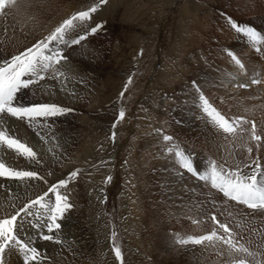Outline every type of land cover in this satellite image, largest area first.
<instances>
[{
	"label": "bare ground",
	"instance_id": "bare-ground-1",
	"mask_svg": "<svg viewBox=\"0 0 264 264\" xmlns=\"http://www.w3.org/2000/svg\"><path fill=\"white\" fill-rule=\"evenodd\" d=\"M27 1L16 0L14 5L10 4L3 13H0V53L2 54L8 56L18 54L30 46L32 40L26 39L31 31H34V33L41 32V29L49 28L53 23L48 20V15L59 10L58 3L65 0H42L43 8L38 9V12L30 9ZM261 1L264 3V0ZM249 4L255 5L257 9L260 2L254 0ZM189 7L186 4L184 9L188 12ZM5 19L7 20L4 21ZM254 20L258 21L260 30L264 33V14ZM206 27H203V31L195 32V36L197 35L195 39H198L195 41L196 45L202 46L200 50H195L193 55L191 54L192 56L195 55L194 57L198 60L195 71H193L194 76L191 75V77L190 74L183 73V75H186L185 78L178 83L179 86L175 89L174 87L173 89L168 88L169 91L163 96L162 103L165 110L163 114L166 115L165 118L168 116L162 127L164 134L171 135L174 139L176 138L175 134H178L180 138L177 137L178 142L175 139L177 143L181 146L186 145L188 149H194L195 160L201 169L207 165L208 157L215 158L227 155L231 150V141H226L218 136L205 122L203 114L197 106V93L192 87L193 80L200 85L204 95L222 112L230 116H244L249 120H254L258 132L264 129V52L257 53L254 51L246 38L238 36L228 25L223 26L225 29L222 28L223 32L219 34L215 33L214 26L207 24ZM44 33L40 34L43 35ZM207 34L211 37L212 45H210L215 49L210 59L206 57L207 47H211L208 46L210 42L202 44L199 40L202 37L203 39L206 38ZM34 36L33 39L36 38ZM212 38L215 41H212ZM225 47L230 48V51L235 52L242 58V62L245 64L244 71H240L238 66L234 64L227 54L228 51L223 52ZM69 51L72 52L69 57L70 63L65 65L68 80L46 78L41 81L45 91L41 92V90L36 89V95L32 96L29 93L28 98L43 102H55L65 107H77L78 109L98 102L96 101L97 93L91 87V78L82 69L83 65L86 64L85 60L90 59V57H87V53H84L85 50L83 51L79 46H72ZM194 57L193 59H195ZM190 61L192 62V60ZM182 69L184 70V67ZM253 79H260L262 82L252 84ZM239 84H248L249 86L238 87ZM74 116L68 113L57 118L55 126L46 141L41 140L32 128L27 127L25 122L15 118H7L6 123H0V128H6L10 135H16L17 138L32 147L37 152L40 161L39 163L29 161L13 150H9L6 146H0V159L9 167L44 174L46 176L44 181H47L45 183L41 180H30L27 184H22L16 180L0 177V218H3L4 214H14L13 204L15 207H19L26 202V200L18 197L25 195L29 185L32 186L29 198L34 199L36 195H42L46 192L54 182L52 176L54 169L64 172L70 170L73 166L72 162L69 161V156L73 157L76 154L79 160L83 158V155L89 149L88 144L90 142L81 146L78 136L72 133L73 127H71V124ZM169 128L174 131L170 132L171 129ZM139 132L142 135H148L143 128L139 129ZM41 134L43 135V132ZM151 135L154 143L152 145L145 144V148L141 153L144 158L137 159L139 167H143L142 171L144 173L142 176L149 178L150 185L148 187L143 185L135 187L136 197L140 200L139 209H146L145 215L140 216V221L145 224V219L148 218V225L151 228V230L146 231L143 230L144 227L141 224L138 226V231L149 235L147 240L144 241V245H139L138 248L146 249L145 253H149V259L148 261L142 259V262L138 263L137 261H141V259L135 257L136 263L226 264L227 257L219 256L211 246L180 245L176 242L179 238L187 235L206 234L213 227L212 223L206 219L212 212L217 214L218 219H221V212H224L225 215L227 211H233L234 214L237 211L248 213L249 215L245 221V231L248 232V235L245 238L249 239L254 245L253 251H256L257 247L264 248V243L261 242L262 237H264V217L260 213H252L243 205L237 206L234 202H228L227 207H225L222 194L210 190L204 182L199 181L191 174L185 172L181 175L176 157L164 151L165 142L162 141L161 136L157 135L154 130L151 131ZM51 136H55V140L51 139ZM141 155L139 154V156ZM253 155L259 156L261 165L264 166V144H261L259 148H254ZM152 165L157 167L156 172L149 170ZM151 173H156L154 175L161 180V186H159V182L151 180ZM148 194L152 197L151 201L142 202L141 198L145 195L148 196ZM186 216H188V220L185 219ZM236 219L240 220L242 216L236 215ZM192 220H200L201 223L194 224L191 222ZM71 224V220L63 222L62 229L58 234L61 243L40 239L35 229H31L29 234L23 237L26 241L31 238L35 247L43 245L49 249L50 256L54 261L43 263V260H41L39 264H90V261H93V258L90 257L93 255L90 254L89 256L88 254L89 247L87 243L78 238L81 234L80 229L74 228ZM230 226L234 227V225ZM181 227H187V229L181 232ZM190 227H194V229ZM250 228H255L256 231H249ZM44 234L48 233L45 231ZM53 235L56 236L57 233H53ZM71 237L75 239L71 241ZM107 260L108 264H114L111 258ZM6 264H22L21 256L8 252ZM91 264H96V262L94 261Z\"/></svg>",
	"mask_w": 264,
	"mask_h": 264
},
{
	"label": "rangeland",
	"instance_id": "rangeland-1",
	"mask_svg": "<svg viewBox=\"0 0 264 264\" xmlns=\"http://www.w3.org/2000/svg\"><path fill=\"white\" fill-rule=\"evenodd\" d=\"M251 1L254 0H108L107 4L91 14L86 27L101 24L102 29L83 42V51L90 59L85 60L82 69L91 78V87L97 93L98 102L84 107L86 109L72 107L71 112L75 115L71 124L72 133L78 136L81 146L90 142L89 149L84 155L81 153V160L76 154L69 156L73 164L70 170L52 171L54 184L66 179L72 171L80 170L67 189L61 191L66 192L74 204L67 214V220L72 221L74 228L80 229L78 238L87 243L89 256L93 255L90 256L93 258L90 264L94 261L96 264H106L107 261L108 264V258L114 264H120L113 251V232L116 233L115 243L122 250L123 264H138L142 259L148 261L149 253L146 254V249L138 246L144 245L149 235L138 231V226L141 224L146 231L151 228L148 218L145 224L140 221L146 209H139L140 200L136 197L135 187H148L150 181L142 176L143 167H139L137 159L144 158L141 153L145 144L154 143L151 131L162 128L168 118L163 114L165 110L162 104L168 88L178 87L186 76L183 73L194 76L198 60L192 55L202 46L196 45L198 39H195V32L203 31V27L210 24L215 27V33H222L227 25L230 27L225 17H232L260 30L258 21L254 19L264 14V3L259 0L256 9L255 5L249 4ZM27 3L30 9L37 12L43 8L42 0H28ZM97 3L99 0H65L58 3L59 10L48 15V20L53 24L41 29V32L31 31L26 39L32 40L28 47L49 35L72 14L86 11ZM186 4L190 6L189 13L184 9ZM33 36L36 38L33 39ZM205 37V40L203 37L199 39L200 42H210L208 46H211L210 35ZM212 41L215 40L212 38ZM230 48H223V52L230 51ZM213 50V46L207 47V58L214 54ZM130 76L132 83L127 85V91L121 97L120 93L124 91ZM121 108L125 111V117L113 127ZM141 128L145 132L149 129L148 135H142L139 132ZM113 131L116 133L115 140L112 139ZM175 135L178 142L179 136ZM152 166L149 170L156 172L157 167L153 166L154 169ZM154 174H150L151 180L159 182L161 186V180ZM39 176L46 178L44 174ZM109 176L112 177L110 182L107 181ZM141 199L146 202L151 201L152 197L148 194ZM185 219L188 220V216ZM185 229L187 227H181L180 231ZM71 238V241L75 239ZM37 248L47 257L43 263L54 261L48 248L43 245H37ZM135 257L141 261L135 260Z\"/></svg>",
	"mask_w": 264,
	"mask_h": 264
},
{
	"label": "snow or ice",
	"instance_id": "snow-or-ice-1",
	"mask_svg": "<svg viewBox=\"0 0 264 264\" xmlns=\"http://www.w3.org/2000/svg\"><path fill=\"white\" fill-rule=\"evenodd\" d=\"M108 0H99V3L88 7L86 11H78L65 19L49 35L38 40L31 47L10 56L0 53V123H6L7 118L25 122L32 128L41 140H47L55 126V120L73 111L72 108L62 106L55 102H43L28 98V94L36 95V89L44 92L41 81L46 78L67 81L65 65L69 64L72 46L84 49L88 37L102 29L101 24L94 27H86L91 19V14L107 4ZM16 0H0V13H3ZM230 27L238 34L246 38L251 47L257 53L264 52V33L254 26L238 22L232 17H225ZM67 53V55H66ZM143 50H141V55ZM240 71L245 70L242 58L233 51L227 53ZM260 79H253L252 84H259ZM132 83L130 76L127 85ZM238 87H248V84H239ZM192 87L196 91L197 106L203 114L208 126L224 140H230V152L219 157H208L207 165L201 169L195 160V150L181 146L173 136L164 134L163 128L156 129V134L161 136L164 151L176 157L181 169V175L185 172L196 177L199 181L215 192L222 194L224 206L228 202L235 205H243L252 213H260L264 217V166L261 165L259 156H254V148L264 144V129L257 131L254 120L244 116H230L218 109L213 102L200 89V85L193 80ZM125 117L123 108L119 110L118 118L113 127ZM43 132V135L41 134ZM55 136L51 139L55 140ZM116 133L113 131L112 139ZM0 146H6L25 159L39 163V157L26 142L10 135L6 128H0ZM51 151V149H50ZM55 155V153H53ZM79 169L69 173L66 179H61L52 184L42 195L29 198L32 186L29 185L25 195L18 197L26 200L21 206L15 208L14 214H4L0 218V264H6V255L13 252L21 256L22 264H39L46 259L41 250L33 246L31 238L27 236L31 229L38 232L40 239L61 243L59 232L62 224L67 220V214L74 208L69 195L61 189H67L69 183L74 180ZM0 177L16 180L27 184L30 180L44 181L37 171L18 170L7 166L0 159ZM111 176L107 177L110 182ZM47 183V181H44ZM51 194V195H50ZM215 207V204H214ZM236 215L242 219L237 220ZM248 213L227 211L220 213L221 219L212 212L206 219L213 227L202 235H187L176 242L180 245H208L216 250L221 257H227L226 264H264V248L257 247L249 239L245 231V221ZM194 224H200V220H192ZM230 225H234L230 226ZM239 229V230H236ZM45 231L48 234H44ZM249 231H256L250 228ZM53 233H57L56 236ZM116 233H112L113 251L116 258L123 264L121 247L115 243ZM264 243V237L261 240Z\"/></svg>",
	"mask_w": 264,
	"mask_h": 264
}]
</instances>
